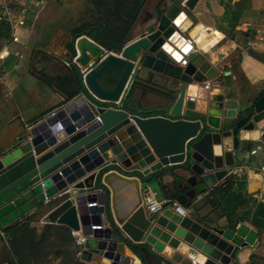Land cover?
Wrapping results in <instances>:
<instances>
[{
  "label": "water",
  "instance_id": "water-1",
  "mask_svg": "<svg viewBox=\"0 0 264 264\" xmlns=\"http://www.w3.org/2000/svg\"><path fill=\"white\" fill-rule=\"evenodd\" d=\"M198 1L186 0L184 7L193 10ZM168 4L149 16L143 35L120 53H108L82 36L73 60L96 101L121 104L139 72L171 81L170 91L160 95L162 105L135 107L130 97L125 109L106 108L78 94L0 145V229L33 216L31 226H65L88 237L60 264H201L205 257L204 264H238L240 253L257 247L258 233L246 223L222 224L187 208L216 184L215 170L241 144L254 142L253 132L264 130V95L238 102L225 95L210 98L200 87L198 109L186 92L213 79L217 70L205 55L181 51L186 37L174 21L184 8ZM154 113L160 115L147 116ZM259 151L252 155L258 158ZM184 163L188 167L182 169ZM249 164L264 168V160ZM168 176L174 182H164ZM111 177L134 186L137 203L124 215L114 208ZM149 196L175 201L186 213L170 205L150 214L142 204Z\"/></svg>",
  "mask_w": 264,
  "mask_h": 264
},
{
  "label": "crops",
  "instance_id": "crops-1",
  "mask_svg": "<svg viewBox=\"0 0 264 264\" xmlns=\"http://www.w3.org/2000/svg\"><path fill=\"white\" fill-rule=\"evenodd\" d=\"M159 1L157 0L154 6H145L134 27L133 40L143 35L149 22H147L149 16L158 13L156 6ZM185 1L181 2L184 8H181V13H184L185 19L177 27L186 38L192 41V48L197 50V54L205 55L204 57L211 61L212 66L217 70V75L213 79H205L203 83L189 87L186 96L195 99L199 109L202 101H199L197 96L203 94L196 92L207 83L210 85L207 90V95L210 98L225 95L226 99L242 102L245 99H254L264 95V0H208L210 12L207 8V0H199L193 10L184 7ZM43 2L45 0H17L9 3L13 28L2 17L0 10V18L8 23L11 30L10 38L2 43L1 48L2 50L6 47L10 56L0 70V145L8 143L21 133L27 123L40 117H47L65 105L63 104L65 100L60 93L42 85L40 76H63L66 73L72 76L69 64L66 62L65 44L67 41H63L60 50L52 54L48 50V33L42 39L37 38L39 35L35 34V38L31 39V42L35 44V49L32 51V46H30L29 38L33 32L31 25L40 16L41 13L37 8L41 7ZM179 15L180 13L175 20ZM15 24L22 27L17 34L14 30ZM198 25H202V27L198 28ZM206 28L211 29V32L207 33ZM217 33H222L224 39L214 45L210 44L209 42ZM12 35L17 38L16 42L12 41ZM201 35L204 36L202 40H200ZM197 40L200 42L197 43ZM248 42L254 45L247 47ZM11 45L15 47L14 50L10 49ZM185 59L187 60L186 57ZM8 60H13L12 66H9L11 69L7 67ZM52 69H57L60 74L52 75L54 74ZM136 75L132 105L144 109L162 105L163 101L160 95L170 91L171 81L159 76L150 78L148 73L138 72ZM79 95L84 94L79 93ZM251 138L254 139V142L251 141L244 146L241 144L245 150L240 147L235 155H230L223 162L221 168L215 170L216 184L188 202L187 210L199 212L205 218L214 219L222 224L230 223V219L224 216L220 209L211 211L210 206L205 204L207 194L222 184L227 177L234 179L233 195L250 196L264 205V168L258 165L253 167L249 164V162L264 160V130L253 132ZM257 148H260L258 158L252 155V152ZM246 152L249 153L248 156H246ZM245 158L248 159V163H245ZM180 169L177 167L174 170L185 175L184 171H179ZM240 175L242 178H239ZM178 179L182 183L181 177ZM109 182L113 190L114 208L118 216L133 210L137 203L134 186L114 177H111ZM164 182L172 183L174 181L172 177L168 176L164 178ZM179 182L176 181L175 184ZM111 189L106 187L109 199H111ZM232 198L235 201V197ZM243 211L244 209H238L239 213ZM243 223L256 230L248 222ZM34 226L35 224L32 227ZM43 226L41 225L40 229L34 228L39 233ZM93 226L94 224H91V227ZM263 243L264 236L260 237L258 233L257 247L245 249L240 253L238 264H248L249 261L264 264V251L261 247ZM74 249L75 246L72 243L63 246L60 251L70 254ZM78 250L81 249L78 248ZM48 259L51 260V264H60L63 257H54L51 254Z\"/></svg>",
  "mask_w": 264,
  "mask_h": 264
},
{
  "label": "trees",
  "instance_id": "trees-1",
  "mask_svg": "<svg viewBox=\"0 0 264 264\" xmlns=\"http://www.w3.org/2000/svg\"><path fill=\"white\" fill-rule=\"evenodd\" d=\"M85 2L87 7L84 11V18L69 30L70 40L65 44L66 62L72 72V78L68 73L54 77L42 74L43 76H40L41 83L45 88L56 90L65 96L66 100L63 104L82 93L97 106L125 109L127 100L132 97L137 75L135 74L130 81L121 104L98 102L85 89L83 74L79 67L73 63V59L76 57L74 45L78 38L86 36L108 53H120L133 40L134 27L148 0H85ZM164 2L181 4L182 0H160L156 10ZM10 34V26L0 18V50L2 43L10 38ZM158 115L160 114L154 113L147 116ZM187 167V163L181 165L183 169ZM130 175L136 176L134 173ZM233 186V177L225 178L222 184L207 194L205 204L210 206L211 211L220 209L223 215L230 219V222H248L258 231L260 237L264 236V205L250 196L233 195ZM238 209H244V211L239 213ZM32 219L33 216L27 217L23 222L10 228L0 229L3 234L0 236V240H6L7 249V255L2 264H49L48 258L51 254L54 257H68V254L62 251L52 250L55 247L62 248L73 243L70 229L59 225H44L38 233V230L31 226ZM248 264H257V262L249 261Z\"/></svg>",
  "mask_w": 264,
  "mask_h": 264
},
{
  "label": "rangeland",
  "instance_id": "rangeland-1",
  "mask_svg": "<svg viewBox=\"0 0 264 264\" xmlns=\"http://www.w3.org/2000/svg\"><path fill=\"white\" fill-rule=\"evenodd\" d=\"M156 1L157 0H148L146 5L154 6ZM41 5H42L41 7L37 8V10L40 11L41 14L38 17L37 21H35V23L31 25L33 26V32L30 34L29 39L31 42L32 41L31 39L35 36V34L39 35L37 36V38L40 37L42 39L48 33L49 36L48 50H50V53L54 54L57 53L58 50H60V48L63 45V41L68 42L70 40L69 30L74 25L79 24L80 21L84 18V11L87 7V4L85 0H45V2H43V4ZM31 14L33 15V13ZM14 21H16V19H14ZM21 28L22 27H19L18 24H15L14 27L15 33L17 34L19 30H21ZM34 45L35 44L31 42L30 46H32V51L35 49ZM14 48L15 47L11 45L10 49L14 50ZM12 63L13 60H8L7 67L9 66L11 67ZM53 71L54 74L52 75L60 74V72L57 69H54ZM34 227L40 229L41 225L38 223L35 224ZM0 236H3V234H0ZM261 247H263L262 249L264 251V243L262 244ZM54 249H55L54 251L57 250L60 251L61 248L55 247ZM6 255H7L6 240H0V264H2V261L5 259ZM49 261L51 262V260Z\"/></svg>",
  "mask_w": 264,
  "mask_h": 264
},
{
  "label": "built area",
  "instance_id": "built-area-1",
  "mask_svg": "<svg viewBox=\"0 0 264 264\" xmlns=\"http://www.w3.org/2000/svg\"><path fill=\"white\" fill-rule=\"evenodd\" d=\"M13 1H17V0H0V2H1L0 3V10L2 12V17L11 25H12L13 17H12V11H11V7H10L9 3L13 2ZM12 28H13V25H12ZM12 41H14V42L17 41V38H15L13 35H12ZM186 43L191 46V50L188 53L197 54V50L195 48H192V41H190V39L186 38ZM253 45L254 44H252L251 42L247 43V47H252ZM5 51L8 52V55L6 57L0 58V70L4 66L5 61L10 56V52L7 50L6 47H4L1 50L0 54H2ZM186 62H187V60L183 59L181 61V64L184 66ZM81 73L83 74V77H84L85 73H83V72H81ZM209 87H210L209 83L203 85V88L206 90H208ZM190 99L193 100L192 97ZM114 105H119V104H114ZM142 204H143L145 211L149 212L150 214L160 213L164 210L165 207H168L170 205H172L174 207L175 212H177L178 214L184 216L186 213V211L183 208L179 207L176 202H170L169 200L157 201L152 196H149L146 199H144ZM0 234H2L1 231H0ZM70 237L73 240L74 246L79 248V249H81L84 246L85 241L88 238L86 236H83L80 232L73 231V230H70Z\"/></svg>",
  "mask_w": 264,
  "mask_h": 264
},
{
  "label": "clouds",
  "instance_id": "clouds-1",
  "mask_svg": "<svg viewBox=\"0 0 264 264\" xmlns=\"http://www.w3.org/2000/svg\"><path fill=\"white\" fill-rule=\"evenodd\" d=\"M185 19V16H184V13H180V15L178 16V18L174 21V23L177 25V26H179V24H180V22L182 21V20H184ZM199 27H202V25H198V28ZM194 34V33H193ZM176 36V33H173V37H175ZM202 39H204V36L203 35H201V37H200V40H202ZM222 39H224V36H223V34L222 33H217L216 34V36L209 42L210 44H216L218 41H220V40H222ZM200 40H197V43H199L200 42ZM164 49L166 50V51H168V52H171L172 50L170 49V48H168V46L165 44L164 46ZM178 47H179V45H178ZM207 47V46H206ZM191 49H190V46L189 45H187V44H185L182 48H181V51L183 52V53H185V54H187L189 51H190ZM8 55V52L7 51H5V52H3L2 54H0V58H2V57H6ZM172 55H173V57L177 60V61H179L180 59H181V57L177 54V53H172ZM205 259H207V257H205V258H203L202 260H201V264H204V260Z\"/></svg>",
  "mask_w": 264,
  "mask_h": 264
},
{
  "label": "bare ground",
  "instance_id": "bare-ground-1",
  "mask_svg": "<svg viewBox=\"0 0 264 264\" xmlns=\"http://www.w3.org/2000/svg\"><path fill=\"white\" fill-rule=\"evenodd\" d=\"M191 89H193V88H191ZM195 90V89H194Z\"/></svg>",
  "mask_w": 264,
  "mask_h": 264
},
{
  "label": "flooded vegetation",
  "instance_id": "flooded-vegetation-1",
  "mask_svg": "<svg viewBox=\"0 0 264 264\" xmlns=\"http://www.w3.org/2000/svg\"><path fill=\"white\" fill-rule=\"evenodd\" d=\"M151 78V77H150Z\"/></svg>",
  "mask_w": 264,
  "mask_h": 264
}]
</instances>
